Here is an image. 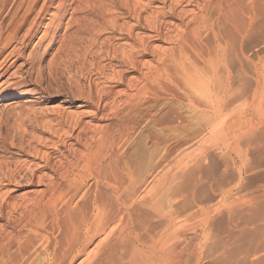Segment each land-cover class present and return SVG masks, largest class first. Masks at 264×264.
<instances>
[{
    "label": "bare ground",
    "instance_id": "bare-ground-1",
    "mask_svg": "<svg viewBox=\"0 0 264 264\" xmlns=\"http://www.w3.org/2000/svg\"><path fill=\"white\" fill-rule=\"evenodd\" d=\"M235 2V7L239 6L238 11L244 16L239 23L231 21L237 9L231 8L227 0H0V58L16 43L2 57L0 67L8 57L15 56L17 59L23 56V50L41 27H44L42 35L50 36L48 41L53 44L56 41L53 38L57 37L56 32L63 26V17L69 10H72L71 14L83 11L86 19L88 16L94 18V28H108L114 35H119L117 39L125 40L121 45H112L109 39L100 43V48L93 51L95 58L104 49L108 59L137 71L143 84L136 95L148 94L157 98L159 92H164L175 97L174 90L182 92L194 112H203L204 125L198 130L209 135L214 133V121L218 118L225 120L227 116L226 100L229 99L227 95L230 85L228 61L235 41L238 39L240 46L249 35H261L264 32V0ZM153 3L158 5L154 6L155 10H150L149 6ZM45 15H50L46 23ZM72 17L73 14L65 23V29L73 24L72 21L76 25L84 22L83 16ZM135 29L142 31L134 33ZM19 31H23L21 35ZM147 31L151 33L147 34ZM64 34L61 35L62 39ZM168 40L174 42V47L160 50L152 46V42ZM64 43L63 40L59 42L56 54L64 51ZM68 43H65L66 46ZM149 52L157 56L153 66L141 59ZM195 58L202 62L201 67ZM57 62H54V67L59 66ZM41 66L35 68V76L42 81L45 69ZM172 66L174 72H171ZM104 69L97 67L95 71L101 75ZM258 70L255 64L254 72L257 74ZM126 72L120 70L116 75L121 84L126 83L127 89L122 91L115 90L112 85L96 87L93 83L95 86H92L90 82L86 83L88 85H85L87 88L84 90L85 87L81 88L74 80L66 79V83L58 82L57 85L59 72L46 73L48 79H55L56 88L48 83L44 90L70 100L82 99L85 105L94 103L95 109L115 106L119 96L124 94L126 99L123 105L128 104L135 109L128 90L138 81L136 77H126ZM93 95L98 96L97 100L93 99ZM122 106L120 104L119 108L122 109ZM96 113L93 112V115ZM65 116V120L58 119L57 123L62 122L70 128L64 133L66 139H73L77 144L84 142V146L92 142L99 127L91 128L82 118ZM4 122L0 119V143L6 140L1 133ZM48 125L47 130L52 135H58L62 130ZM195 135L182 137L179 146L186 148L193 138L196 139ZM67 141L63 139L61 142L64 147L68 146ZM10 142L12 147L19 150H15V153L9 150L11 155L6 158L1 155L4 151L0 152V264H72L81 257L80 264H201L207 257L214 258V264H264V185L254 193L240 197L235 195L237 198L233 196L231 199L229 188L220 183L215 186L219 195L216 203L204 204L202 199H192L195 208L191 207L184 213L177 195L181 188L178 173L168 167L159 168L161 164L155 163L145 174H141L147 165L146 154L142 149L129 156L132 165L122 169L126 178L123 180L117 177L113 169H110L112 174L105 173L106 157H112L113 153L111 140L109 144L106 143L109 150L105 154L101 150H79L70 146V150H61L57 143L52 146L54 150L49 152L41 153L33 149L30 166L34 164V169H22L27 163L22 164L13 159L14 156L26 154L28 150H23L21 143ZM200 153H183L180 162L185 163L182 166L178 163L179 168L187 169L189 162L198 166L206 158L205 154ZM37 157H41L43 163H33ZM52 159L55 160L54 167L51 165ZM46 168H52L53 176L40 173V169ZM26 169L30 183L36 182L44 187L37 192L27 191L23 197H18L15 195L17 189L11 185L20 186L19 183L28 176L26 172V175L23 174ZM149 172H155L151 176L155 180L148 190L146 178ZM89 179L93 180V187L85 189ZM213 187L210 186V189L213 190ZM224 232L227 233L225 240V236L222 237ZM100 235L103 237L89 251L88 247ZM117 245L122 246L124 251L117 254Z\"/></svg>",
    "mask_w": 264,
    "mask_h": 264
},
{
    "label": "rangeland",
    "instance_id": "rangeland-1",
    "mask_svg": "<svg viewBox=\"0 0 264 264\" xmlns=\"http://www.w3.org/2000/svg\"><path fill=\"white\" fill-rule=\"evenodd\" d=\"M144 1L146 0H143V2ZM227 2L231 8L235 7V4H237L235 0H227ZM156 4L158 5V3H153V6L150 5L149 7H151V9H149L155 10ZM237 7L234 9L237 10L234 11L235 15L231 19V21L234 23H239L244 19V16L240 13V11H238L239 6ZM192 8L194 9V7ZM52 10L54 12V9H51L50 11L52 12ZM71 12L72 10H69V13L63 17V26H61L56 32V34L58 33L57 37L58 35L59 37L53 38L56 40H54L55 42L53 44L48 41V39L50 40V36L42 35L44 34V27H41V30L37 31V33L30 39L28 46L23 50V56L17 59L15 56L11 58L8 57L5 60L6 62H4L2 67H0V119L5 120L1 133L2 136H4L2 138L6 139L4 140L5 142H1L3 145L0 143V152L4 151L1 153V155L6 158L10 156L11 153H15V150H19L17 147H12V145L9 144L11 143L10 141L21 143L22 149L28 150V152L25 151L27 155L24 154L21 156H14L13 159L21 162L22 164L27 163L22 169H25V167L34 169L36 168L34 164L30 166L32 164V157L30 156H33V149L40 152H49L50 150H54L52 146L57 143L60 145L59 147L61 150H70L68 149L70 146L69 148H80L79 150H101L102 154H105L109 150V145L107 144H109V140H111L113 143L112 152L114 154L112 153V157L109 155L110 158L106 157L107 161L105 160L104 163L106 171H104L105 173H109V175L115 171V173H117L116 175H118L117 177L126 180L122 169L125 170V167L132 165L130 164L131 161L129 156L137 153V150L142 149L146 154L147 165L141 174H145L151 166L156 164H161L159 168H171L172 171L174 170L173 172L178 174L181 173L182 177H180L181 175L177 174L178 181L180 180L179 184L181 185L177 195L180 198L179 204L181 210L184 213L189 211L191 207H193V209L195 208V206H193L192 199H196L197 201H201L199 199H202L204 204L216 203L218 200L217 196L219 195L216 189L217 187L215 188V186L220 183L229 188V191L231 192H229L231 199H233V196L235 198L236 196L240 197V195L246 196L250 193H254L264 185V32L261 35H249L242 40L240 46H238L239 40L237 39L235 41L234 50L231 51L228 61L230 85L228 89L229 93L227 95V98L229 99H227L228 101L226 100L227 116L225 120L222 119L223 121L220 118L216 119V122L214 121V133L204 135V133L199 131L204 125L202 115L203 112L198 113V111H200L198 110L195 111L197 112L195 114L194 110H192V108L189 106L186 96L183 95L182 92L174 90L175 97H170V95H167L164 92H159V98L151 97L148 94L136 95V91L143 84L137 71L127 67L126 65H121L114 60L108 59L104 49L102 50L104 52H101V54L95 58L93 51L96 50L95 48H100V43H103L109 39L112 45H121L125 42V40L117 39L119 35H114L108 28H97V26L94 28V18L88 16V19H86V14L83 11H76L75 13H72V19L83 16L84 18L82 22H84L81 23V25H76V23L72 21L71 23L73 24H70L71 26L69 25V28L65 29V23L72 16ZM49 17L50 15H45V23L48 22ZM88 21L90 22V25ZM5 23H7V20H5ZM141 31L142 30L135 29L134 33ZM22 32L23 31H19V34L21 35ZM231 32L234 34V31L231 30ZM63 33H65L64 39L61 38ZM150 33V31H147V34ZM57 39H59V41H57ZM61 40H63V42L66 44L67 41H69V48L64 43V51L62 50L60 54H56L58 53L56 49L59 45V42L61 43ZM152 43V46H156L160 50L174 47V42L171 40H168L167 42L155 41ZM13 44L15 45L16 43ZM13 44L7 49V53L12 49L14 46ZM65 48L67 50L69 49L68 52H66L67 50H65ZM6 52L3 54V56H1L0 62L3 59L2 57L7 54ZM192 57L194 58L193 55ZM52 58L55 59V61L53 60V65L51 68H49L50 66L48 65L52 64ZM141 59L150 66H153L157 61V56L156 54L149 52L147 55L142 56ZM49 61L51 63H49ZM196 61L198 66L201 67L202 62L198 59H196ZM54 62H57V65L61 67H54V65H56ZM255 64L258 65L259 69L257 74L254 72ZM40 66L45 69L43 74L45 80L43 79L42 81L36 78L37 76H35V71ZM96 66L102 69L105 68L102 71L103 74H106L104 76L103 74H97L95 71L97 68ZM65 67L68 68V70ZM57 68H60L61 70L58 71ZM171 68V72H174L175 69H173V66ZM55 70L60 73L59 74L57 72L58 75H60L59 80L56 81L57 85L60 82L64 83L66 79V81L71 80L72 82L74 80L77 85L79 84L81 86V88L83 87L84 89L85 87L84 90H86V86L88 85L86 83L90 82L92 83V86L96 85V87L112 85L115 87V90L118 89L120 91L127 89V87L126 83L121 84L117 80L118 78L116 75L120 70H127L125 76L136 77L138 81L136 82L135 86L131 88V90H128V93L130 96H132V104H134L135 109H132L128 104L123 105L125 103L123 100L126 99L124 94L119 96V100L115 106L107 105L103 108L99 107L95 109L96 104L94 103L85 105V102L82 99L72 98L70 100L68 98L66 99L65 97L59 96L52 91L48 93L44 90L47 88L48 83H51L52 86L56 88V82H54L55 79H48L46 77V73L48 74V72H51L53 74L56 73ZM55 76L57 77V75ZM68 77L69 79H67ZM57 79L58 78H56V80ZM175 80L179 81L177 78H175ZM93 83H95V85ZM97 97V95H93V99L95 98L94 100H97ZM120 104L121 106L123 105L122 109L119 108ZM200 107L198 109H202ZM133 111L135 112L133 113ZM93 112L97 113L93 115ZM57 115L61 116V118H55ZM65 115L79 117L80 119L82 118L83 122L85 121L84 123H88L91 128H93V126L99 127L101 130L99 128H97L99 130L96 129V132L93 136L94 141L92 140L93 143L88 142L89 145L87 144L84 146V142L77 144L73 139H66L64 133L69 131L70 128L67 126V124H62V122L57 123L58 119L65 120ZM138 121H140V123ZM48 124H51L53 129H62L58 133L59 136L55 134L52 135L51 132L47 130V127L49 126ZM191 131H194L195 133H192ZM189 135H195L196 139L193 138V141L191 140V143L188 144L189 146L187 145L188 147L186 146V148H181V146H179V140L182 137ZM206 135L207 137H205ZM102 136H105V138H102ZM63 139H65V141L69 140L67 141V147H64V145L61 143ZM175 141L177 143H175ZM101 142L104 145V148H102L103 145ZM171 143L173 145H171ZM102 149H104V152ZM173 151L175 152L174 154L171 153ZM187 151L193 152L194 155H200V152H202L205 154L206 158L203 161L201 160L202 162L198 164L199 167L196 163L192 165L190 164L191 162H189L186 166L187 169H181L179 167L185 162L181 164L180 160L181 157L187 153ZM205 152H207V154ZM66 154L69 153L66 152ZM178 158L179 160L177 161ZM9 159L11 160V158H8V160ZM54 161L55 160L53 159L51 160L52 167H54ZM226 161L228 164H223L227 163ZM106 162H110V164L108 163L107 166ZM33 163L41 164L43 163V160L41 157H37ZM165 163L168 164L166 165ZM178 163L180 166H178ZM106 166L108 170L106 169ZM10 167H13V165ZM51 169H40V173L45 175L47 174L48 177H51L53 176ZM110 169H113V171L111 172ZM182 170H188L190 173H188V171L185 172ZM23 172V174L26 172L28 175L27 169ZM154 174L155 172L148 174L146 178V189L150 188L153 184L155 178L153 179L151 176ZM27 178H29V175L27 177L25 176V180L19 183L20 186H16L14 184L11 185V187L17 189L15 195L18 197H23L27 191L37 192L39 188L41 189V187H44L39 186V184L36 182L31 184ZM92 183L93 180H87L85 189L93 187ZM210 186H214L213 190L210 189ZM146 189L143 190L147 191ZM196 203L199 204V202ZM1 223H3V221ZM224 233L225 235H222ZM224 233L221 235L222 237L225 236V240L227 239V233ZM101 237H103V235L95 238L94 242L88 247L89 251L94 249ZM118 249L119 250H117V254L124 251L122 246H120ZM81 258L78 259L79 261L76 260L72 264H80L82 261ZM213 259L208 257L204 258L201 264H206V262L210 264L213 262L212 264H214Z\"/></svg>",
    "mask_w": 264,
    "mask_h": 264
}]
</instances>
